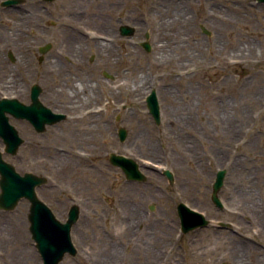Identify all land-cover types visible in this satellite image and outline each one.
<instances>
[{
	"label": "rangeland",
	"instance_id": "1",
	"mask_svg": "<svg viewBox=\"0 0 264 264\" xmlns=\"http://www.w3.org/2000/svg\"><path fill=\"white\" fill-rule=\"evenodd\" d=\"M224 6H199L193 0L81 3L80 10L96 27L86 40L91 50L86 54L103 58L108 64L100 67L112 80L101 72L82 78L76 65L66 61L67 41L62 47L56 44L52 55L59 51L66 56L65 65L62 74H53L44 86L45 102L66 118L48 125L42 133L21 129L24 142L16 155L2 152L19 174L46 177L36 193L58 220L64 221L68 208L78 204L71 239L77 234L88 236L83 251L100 255V259L90 263L81 253L75 257L66 254L63 264L252 263L254 257L242 251L244 246L237 251L236 237L228 231L231 227L208 224L181 233L176 213V205L183 202L207 218L232 223L233 209L249 208L253 215L243 216L245 222L264 228V215L258 214H264V105L251 103L257 86H264V7L227 1ZM212 12L239 17V50L247 59L240 99L230 89L235 101L230 96L223 98L217 104V115L212 109L216 105L211 102L206 107L200 97V69L189 67L201 63L203 35L199 27ZM120 23L134 26L133 35L120 38L114 31H105L107 27L117 29ZM79 30L74 32L76 36ZM146 32L149 52L141 46ZM69 72L77 73V78ZM77 80L81 82L75 83ZM151 90L160 105L159 126L146 107ZM124 92H130L131 98ZM89 106L88 114L84 110ZM120 127L126 130L124 141L117 136ZM2 145L0 139V150ZM110 153L131 158L145 180H127L120 167L110 164ZM219 168L226 169L219 192L221 209L210 200ZM163 169L172 172V183ZM28 208L29 202L21 199L13 210L0 209V264H41L28 230Z\"/></svg>",
	"mask_w": 264,
	"mask_h": 264
},
{
	"label": "flooded vegetation",
	"instance_id": "2",
	"mask_svg": "<svg viewBox=\"0 0 264 264\" xmlns=\"http://www.w3.org/2000/svg\"><path fill=\"white\" fill-rule=\"evenodd\" d=\"M193 1L196 5L202 6L204 4L217 9L225 7V1L236 6L244 3L245 6L264 7V0ZM82 2L84 0H0V113L2 111L3 115L8 118V122L16 128L18 133L21 129L27 131L26 133H28V130L37 132L30 121L16 116L17 105L14 108L12 105L7 107V101H15L21 106L32 107L33 89L36 86L39 102L42 106L48 107L45 102L47 93L44 86L49 83L53 74L56 76L62 74L65 65L63 60L66 56L61 55L59 51L56 55H52L56 44L58 47H62L67 41L66 61L68 64L74 63L76 65L75 71L80 72L82 78L93 77L99 72L107 80L113 78L112 75L101 69V64H108L103 58L96 57L93 53L86 54V52L91 51L86 40L89 36H93L91 29L96 27L93 25L94 21L90 24L87 20L88 17L80 10ZM66 6L68 8L67 13L65 12ZM241 24L239 17L224 16L218 12H212V15L205 19L204 24L199 27L203 35L201 63L191 64L189 67L193 68V71L200 69L202 78L200 97L203 99L202 102L205 106L211 102L216 105V107H212L215 115L220 110L217 104H220L223 98L227 100V96H230L235 101L234 95L228 93L230 89H232L233 94H237L236 99H240L239 95L243 88L241 85L242 68L247 61L246 58L241 56L239 50ZM122 26L123 24L120 23L117 29L113 30V28L107 27L105 31H114L115 36L128 38L127 35L122 34ZM79 28L81 30L76 36L74 32ZM65 29L72 31L68 32ZM71 33L72 36L70 37ZM211 38L212 40H210ZM60 55L64 59H60ZM253 62H255L254 58ZM70 74L77 78V73ZM61 78V80H64V72ZM79 82L81 80H77L75 83ZM89 82H92V80H89ZM251 95L253 97L251 103L256 104V106L264 105V86H257V89ZM6 108L11 110L8 111ZM91 108L89 106L83 110L88 111ZM249 114L253 117L255 113L250 110ZM160 124L161 111L160 122L156 126ZM230 134L232 133L230 132ZM216 157L218 158V153ZM70 207L64 221L67 220ZM252 213L253 211L249 208L237 207L233 209L235 218L231 223V230L228 231L236 237L233 240L236 248L244 246L242 251H245L248 256L252 255L254 257L251 264H264L257 262L258 259L264 261V228L260 224L258 226L252 225L249 218H247V221H249L246 223L245 218H243V216L252 215ZM258 214L264 215L263 213ZM211 225L218 228L214 224ZM70 236H73L72 229ZM74 238L75 240L72 243L75 254L72 257L81 253V258L90 263H93L94 259H100V255H86L83 251L88 236L77 234V237ZM133 239H135V236ZM240 250L241 248H238L237 251ZM259 250H263V252L254 253V251ZM64 258L65 256L59 264H63ZM235 260L239 263L241 261L240 256H235Z\"/></svg>",
	"mask_w": 264,
	"mask_h": 264
},
{
	"label": "water",
	"instance_id": "3",
	"mask_svg": "<svg viewBox=\"0 0 264 264\" xmlns=\"http://www.w3.org/2000/svg\"><path fill=\"white\" fill-rule=\"evenodd\" d=\"M122 34L132 36L134 28L132 26H122ZM149 38V34H145V39ZM142 47L149 52L151 47L148 41L142 42ZM33 106H21L15 101L8 102V106L13 108L16 106V116L28 119L36 131H45V125H53L65 118V115L53 113L47 107L41 105L38 100V91L36 86L33 89ZM146 105L149 114L156 123L159 122V106L154 90L146 98ZM10 111V108H6ZM0 137L5 145L4 151L11 155H16L19 147L23 143V139L18 135L17 130L8 123V118L1 111L0 113ZM120 141L126 137V130L120 128L118 131ZM110 163L121 167L125 176L129 180L145 179L144 175L139 172L136 163L114 153L110 154ZM164 175L169 182H173V175L170 171L165 170ZM226 175L225 169H219L216 172L215 180L212 184L211 201L214 205L222 208V203L218 193L224 184ZM46 177L38 176L30 172L19 174L14 166L2 158L0 152V209L13 210L21 199H26L30 203L28 221L29 231L35 246L41 256L43 264H58L63 255L68 252L75 254V249L70 239V228L77 221L79 210L76 205L72 206L66 223H60L49 207L41 201L36 195V187L45 184ZM177 214L180 219L181 230L188 232L198 227H204L208 224L204 215L190 209L186 204L180 202L177 205Z\"/></svg>",
	"mask_w": 264,
	"mask_h": 264
},
{
	"label": "bare ground",
	"instance_id": "4",
	"mask_svg": "<svg viewBox=\"0 0 264 264\" xmlns=\"http://www.w3.org/2000/svg\"><path fill=\"white\" fill-rule=\"evenodd\" d=\"M72 36V33L70 34V37ZM127 90V89H126ZM80 91L76 90L75 93H79ZM124 96L127 98V99H130L131 98V93L130 92H124ZM91 112V110H89L88 114ZM85 131H88L85 129ZM153 150V149H152ZM219 149H217L216 151H218ZM152 165H146V167H151ZM152 169V168H151ZM154 169V167H153ZM155 170V169H154ZM253 215V213H252Z\"/></svg>",
	"mask_w": 264,
	"mask_h": 264
}]
</instances>
